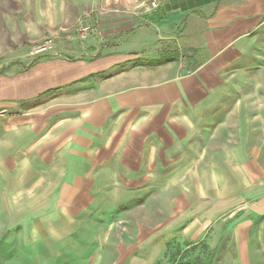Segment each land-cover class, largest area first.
Here are the masks:
<instances>
[{"label": "crops", "instance_id": "obj_1", "mask_svg": "<svg viewBox=\"0 0 264 264\" xmlns=\"http://www.w3.org/2000/svg\"><path fill=\"white\" fill-rule=\"evenodd\" d=\"M149 1L21 2L38 7V20L55 33H19L22 40L9 50L20 56L1 63L0 264L22 263L19 246L30 247L24 262L65 263L67 251L59 247L73 244L71 229L78 226L72 216L92 204L91 190L82 184L96 182L110 158L141 166L156 149L167 159L164 166L182 160L184 150L194 163L203 142L199 159L205 168L195 169L192 179L199 174L214 182V191L206 186L194 201L199 204L180 217L198 216V237L219 214L213 206L245 208L239 236L264 216V136L251 128L261 114L252 118L240 107H217L231 100L223 91L238 86L234 74L223 71L250 55L245 49L251 35L264 33V0H157L158 8L146 13L142 6ZM77 25H91L94 33L79 42ZM46 39L55 40L53 53L30 59L33 46ZM183 53L195 55L186 73L178 60ZM201 119L205 138L197 132ZM188 123L180 135L177 127ZM39 245L49 254L34 253Z\"/></svg>", "mask_w": 264, "mask_h": 264}, {"label": "rangeland", "instance_id": "obj_2", "mask_svg": "<svg viewBox=\"0 0 264 264\" xmlns=\"http://www.w3.org/2000/svg\"><path fill=\"white\" fill-rule=\"evenodd\" d=\"M21 2L26 0H0V74L1 63L13 62L20 56L9 50L22 40L19 33L23 36L26 33H55L48 29L45 20H38V7L21 5ZM80 27H76L77 36ZM252 36L254 34L248 38L251 39L250 44L245 49L250 55H246L245 60L237 61L236 64L243 61L237 68L229 66L223 71L234 74L233 83L238 86L236 90H224V93L232 94L231 100L223 105L218 102L217 107L221 105L232 111L240 107L243 111L248 110L250 117L260 113L261 118L257 121L261 123L253 122L251 128H261L264 136V98L257 97L264 96V33ZM46 40L35 44L33 48ZM257 48L262 52H258ZM27 55L28 50L24 49L23 56ZM178 60L184 66L183 73H186L185 66L195 61V55L183 53ZM187 120L194 124L190 118ZM201 120V128L197 132L199 137L205 138L202 129L205 128L206 120ZM188 126L189 123L177 127L179 134L189 131ZM193 129L197 130V127L194 125ZM221 136V132L216 133L214 142L219 143ZM156 144V141L151 142V145ZM203 147L201 142L195 148L198 157L194 163L197 165H194L193 159L190 162L188 157L192 152L184 150L183 153L187 154L182 160L164 166L161 163L165 160L161 157L163 152L158 149L155 157L146 156L141 166H131L132 162L128 158L123 162L126 165L116 164L111 160L113 158H110L109 164L101 165L97 170L96 182L91 186L82 184L81 188L89 187L91 190L92 204L83 214L72 216L78 229H71L73 244L68 246L69 249H65L67 245L59 247L67 251L65 263L62 264H264V216L259 217L256 226L241 236L237 228L246 221L243 213L245 208L241 205L219 206L223 208L221 212L213 206L219 214H215L213 222L200 237L195 235L197 224L194 220L198 218L195 213H192L195 214L192 217L189 213L180 219L186 210L190 211L192 205L199 204L194 201L198 193H206V186L210 185V192L214 191V182H205L199 174L198 178L192 179L195 169L199 168L200 171L205 168V161L200 162L199 159ZM173 154L174 151L168 152L169 160L173 159ZM214 168L219 171L222 169ZM228 178L227 184L233 185V179ZM215 184L218 185V191L222 192L224 183L218 180ZM75 188L73 186L71 190ZM80 200L81 204L76 207H81L84 202V198ZM14 248H17V257L22 262L20 264H32L24 262L30 254V247ZM2 249L5 251L10 247ZM35 249L34 253L38 255L49 254L46 246L39 245Z\"/></svg>", "mask_w": 264, "mask_h": 264}, {"label": "built area", "instance_id": "obj_3", "mask_svg": "<svg viewBox=\"0 0 264 264\" xmlns=\"http://www.w3.org/2000/svg\"><path fill=\"white\" fill-rule=\"evenodd\" d=\"M158 1L151 0L142 6L144 12L149 13L158 8ZM94 33V28L91 25H82L78 31V39L81 41L87 40ZM55 48L54 40L49 39L34 47L30 53L31 57L38 58L49 55Z\"/></svg>", "mask_w": 264, "mask_h": 264}]
</instances>
